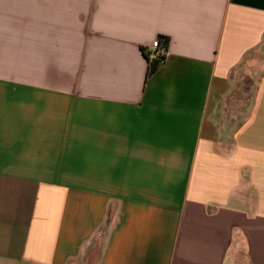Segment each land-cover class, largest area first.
I'll return each mask as SVG.
<instances>
[{
    "label": "crops",
    "instance_id": "1",
    "mask_svg": "<svg viewBox=\"0 0 264 264\" xmlns=\"http://www.w3.org/2000/svg\"><path fill=\"white\" fill-rule=\"evenodd\" d=\"M0 264H264V0H0Z\"/></svg>",
    "mask_w": 264,
    "mask_h": 264
},
{
    "label": "trees",
    "instance_id": "2",
    "mask_svg": "<svg viewBox=\"0 0 264 264\" xmlns=\"http://www.w3.org/2000/svg\"><path fill=\"white\" fill-rule=\"evenodd\" d=\"M161 44L163 49L167 51L170 44V39L168 37L162 36ZM147 61H148L147 79H149L158 71L162 63L165 61V57L159 56V57H154L153 59L147 57Z\"/></svg>",
    "mask_w": 264,
    "mask_h": 264
},
{
    "label": "built area",
    "instance_id": "3",
    "mask_svg": "<svg viewBox=\"0 0 264 264\" xmlns=\"http://www.w3.org/2000/svg\"><path fill=\"white\" fill-rule=\"evenodd\" d=\"M152 49L155 51L154 53V57H159V56H164L166 55V50L163 49L161 41L160 40H156L153 45H152Z\"/></svg>",
    "mask_w": 264,
    "mask_h": 264
}]
</instances>
